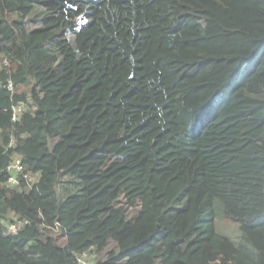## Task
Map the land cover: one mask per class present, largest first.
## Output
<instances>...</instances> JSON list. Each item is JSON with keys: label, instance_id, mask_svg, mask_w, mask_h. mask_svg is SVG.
Returning <instances> with one entry per match:
<instances>
[{"label": "trees", "instance_id": "16d2710c", "mask_svg": "<svg viewBox=\"0 0 264 264\" xmlns=\"http://www.w3.org/2000/svg\"><path fill=\"white\" fill-rule=\"evenodd\" d=\"M85 254L264 264V0H0V264Z\"/></svg>", "mask_w": 264, "mask_h": 264}, {"label": "built area", "instance_id": "2783aa9c", "mask_svg": "<svg viewBox=\"0 0 264 264\" xmlns=\"http://www.w3.org/2000/svg\"><path fill=\"white\" fill-rule=\"evenodd\" d=\"M23 108L19 107L14 110V116L13 119L16 121L18 120L20 113L22 112ZM10 171H12V175L8 180L9 186H15L18 184V174L22 172V163L21 159L19 157H16L14 159V162L12 166L10 167ZM26 225V222H20V223H11L8 225V231L9 234L12 235L16 232H19L21 228ZM78 264H93V258L90 254H85L84 256L78 258Z\"/></svg>", "mask_w": 264, "mask_h": 264}, {"label": "rangeland", "instance_id": "374dc122", "mask_svg": "<svg viewBox=\"0 0 264 264\" xmlns=\"http://www.w3.org/2000/svg\"><path fill=\"white\" fill-rule=\"evenodd\" d=\"M42 11H43L42 8L37 7L36 10L33 13H31L29 17L32 18L35 15H39V14H41ZM30 90H31V87L30 88H27V87L21 88L19 90V93L25 94V93H28ZM218 232L220 235L227 236L230 239H234L235 236L239 235V230H238L237 226L234 224L231 226H223L222 225L219 227Z\"/></svg>", "mask_w": 264, "mask_h": 264}]
</instances>
